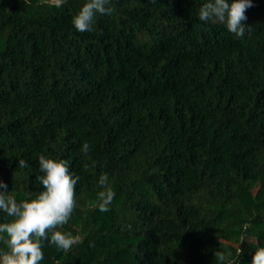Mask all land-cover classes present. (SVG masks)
I'll return each instance as SVG.
<instances>
[{
  "label": "trees",
  "instance_id": "obj_1",
  "mask_svg": "<svg viewBox=\"0 0 264 264\" xmlns=\"http://www.w3.org/2000/svg\"><path fill=\"white\" fill-rule=\"evenodd\" d=\"M85 2L0 0V180L35 198L41 154L80 177L61 229L79 243L43 241L40 264H220L217 251L251 264L264 247V0L243 38L200 21L205 0H111L79 32ZM101 173L106 212L88 207Z\"/></svg>",
  "mask_w": 264,
  "mask_h": 264
},
{
  "label": "clouds",
  "instance_id": "obj_2",
  "mask_svg": "<svg viewBox=\"0 0 264 264\" xmlns=\"http://www.w3.org/2000/svg\"><path fill=\"white\" fill-rule=\"evenodd\" d=\"M56 7H61L64 0H54ZM253 0H205L198 10L199 20L202 22L223 23L229 32L237 38H243L251 33V25L247 24L246 12L254 7ZM115 11L111 0H86L80 10L73 16L72 23L79 32L94 31L93 20L99 15H111ZM90 144L85 142L81 151L87 155ZM39 169L43 175L36 177L43 185V190L35 198L21 199L10 193L8 185L0 180V211L11 219L0 223V241L6 245V250H0V264H40L44 259L42 251L43 241L47 240L58 249L65 252L79 243V237L70 232L62 231L76 208L75 187L80 177L70 172V165L66 159H53L39 155ZM21 169L28 164L19 160ZM95 167L85 163L88 170ZM98 185L102 189L95 200L88 201L89 209L99 208L101 212L108 211L109 204L115 197V191L110 185L107 173H101ZM220 264H235L222 251L215 252ZM251 264H264V247H257Z\"/></svg>",
  "mask_w": 264,
  "mask_h": 264
}]
</instances>
